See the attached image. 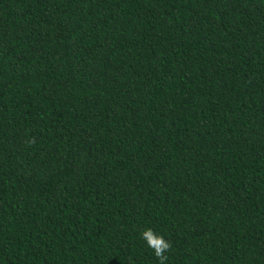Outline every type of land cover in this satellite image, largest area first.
<instances>
[{
	"label": "trees",
	"instance_id": "trees-1",
	"mask_svg": "<svg viewBox=\"0 0 264 264\" xmlns=\"http://www.w3.org/2000/svg\"><path fill=\"white\" fill-rule=\"evenodd\" d=\"M264 264V0H0V264Z\"/></svg>",
	"mask_w": 264,
	"mask_h": 264
},
{
	"label": "clouds",
	"instance_id": "clouds-1",
	"mask_svg": "<svg viewBox=\"0 0 264 264\" xmlns=\"http://www.w3.org/2000/svg\"><path fill=\"white\" fill-rule=\"evenodd\" d=\"M139 238L144 245L152 251V255L157 258L158 264H166L167 253L171 244L163 236L153 232L150 228H145L139 233Z\"/></svg>",
	"mask_w": 264,
	"mask_h": 264
}]
</instances>
